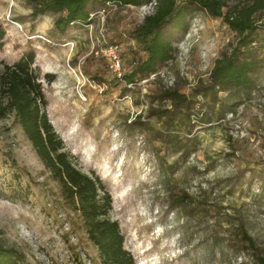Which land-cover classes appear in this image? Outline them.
<instances>
[{
  "label": "rangeland",
  "instance_id": "obj_1",
  "mask_svg": "<svg viewBox=\"0 0 264 264\" xmlns=\"http://www.w3.org/2000/svg\"><path fill=\"white\" fill-rule=\"evenodd\" d=\"M177 1L190 11L187 31L165 26L173 59L132 84L124 75L147 57L136 29L154 7L91 2V20L64 30L66 11L0 0V60L35 53L49 119L77 165L110 190L111 217L137 264L252 263L264 255V49L238 51L237 65H255L249 88L222 83L214 70L239 35L209 8ZM217 1L223 13L253 6L256 22L264 19V0ZM104 38L119 45L121 77L100 51ZM0 245L21 264H102L14 113L0 118Z\"/></svg>",
  "mask_w": 264,
  "mask_h": 264
},
{
  "label": "trees",
  "instance_id": "obj_2",
  "mask_svg": "<svg viewBox=\"0 0 264 264\" xmlns=\"http://www.w3.org/2000/svg\"><path fill=\"white\" fill-rule=\"evenodd\" d=\"M39 3L36 12H64L59 19L64 29L77 23H88L91 2H119L127 5L142 6L156 1L153 13L144 18L136 29V38L147 52L144 61L137 64L130 73L124 75L126 83L132 84L139 77L156 73L162 62L174 57L175 47L166 31L167 24H173L187 31L186 22L190 6L177 0H33ZM200 7L209 8L215 16H223L227 24L239 35L238 45L232 56L218 61L214 76L222 83L233 86L250 87L252 84L248 71L253 65L249 60L237 65L238 51L241 46L258 44L264 49V19L257 23L252 16L256 7L244 8L237 15L223 13L217 0H194ZM264 2V1H263ZM6 31L0 24V48L4 45ZM253 51L247 54L252 57ZM36 55L29 52L13 64L3 63L0 72V118L14 113L27 138L38 156L43 160L64 192L66 199L82 216L89 240L98 250L102 264H137L133 253L126 248V237L119 221L111 217L113 197L100 176L84 172L75 158L66 150L65 143L47 113V99L40 73L33 67ZM49 83L54 75L46 74ZM73 116H71L72 119ZM251 247L255 241L245 235ZM252 263L264 264V255L256 253ZM21 255L12 247L0 245V264H21Z\"/></svg>",
  "mask_w": 264,
  "mask_h": 264
},
{
  "label": "built area",
  "instance_id": "obj_3",
  "mask_svg": "<svg viewBox=\"0 0 264 264\" xmlns=\"http://www.w3.org/2000/svg\"><path fill=\"white\" fill-rule=\"evenodd\" d=\"M140 7L141 9L146 10V11L154 7V10H155L156 1H153L148 4H144ZM100 51L106 57L110 68L115 72V74L121 77L123 75V63H122L119 45L117 44L109 45L107 42V39L104 38L102 41Z\"/></svg>",
  "mask_w": 264,
  "mask_h": 264
}]
</instances>
